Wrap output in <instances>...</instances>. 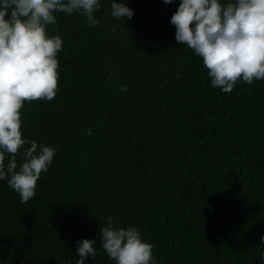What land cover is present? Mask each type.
<instances>
[{"label":"trees","instance_id":"16d2710c","mask_svg":"<svg viewBox=\"0 0 264 264\" xmlns=\"http://www.w3.org/2000/svg\"><path fill=\"white\" fill-rule=\"evenodd\" d=\"M117 2L130 20L102 0L98 26L76 12L48 26L64 41L58 91L25 102L22 131L57 153L27 203L0 180V264H77L109 215L156 264H264V80L213 88L175 39L181 0ZM85 264L116 262L101 249Z\"/></svg>","mask_w":264,"mask_h":264},{"label":"clouds","instance_id":"9594fccd","mask_svg":"<svg viewBox=\"0 0 264 264\" xmlns=\"http://www.w3.org/2000/svg\"><path fill=\"white\" fill-rule=\"evenodd\" d=\"M109 3L116 20L134 16L127 4ZM101 7L102 0H0V180H7L22 203L36 196L57 153L55 146L30 140L22 131L25 102L51 101L58 91L64 41L59 33L50 35L48 26L57 24L59 12L80 13L90 27L98 26ZM170 23L177 43L202 58L213 88L229 93L238 82L264 80V0H181ZM100 233V248L95 239L76 242L77 264L94 260L101 249L116 264H156L153 245L137 227H121L109 215Z\"/></svg>","mask_w":264,"mask_h":264}]
</instances>
